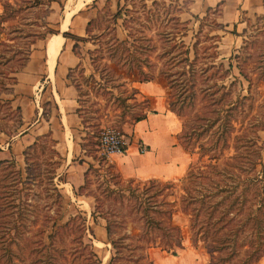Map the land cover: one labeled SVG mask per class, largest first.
<instances>
[{"label":"trees","instance_id":"trees-1","mask_svg":"<svg viewBox=\"0 0 264 264\" xmlns=\"http://www.w3.org/2000/svg\"><path fill=\"white\" fill-rule=\"evenodd\" d=\"M9 4L5 1L0 22L9 16L6 11ZM124 11H129L128 6L118 4L117 9L111 12L114 23ZM148 11L147 18L158 16V12ZM194 17L199 20L198 29L195 40L189 46L183 39L189 29L188 21L178 15L168 16L180 25L177 28L181 36L177 37L178 32L173 29L164 32L168 43L156 56L166 59L162 61L164 66L157 69L149 55L156 44L144 33L128 29L126 37L120 38L112 26V32H105V45H101L103 37L96 36L99 46L89 50L92 62L98 55L115 65L112 67L103 62L100 69L96 66L100 77H106L107 81L117 74V69H122L129 78L130 91L119 98L121 102L128 97L136 102L137 94L142 95L135 81L163 77L170 88L169 107L181 118V129L177 133L179 144L189 153L199 147L196 149L198 161L192 159L181 176L165 179L122 177L107 155L93 153L96 150L94 146L98 145V136L94 139L97 134L85 130L87 123L91 122V115L83 114L81 107L76 108L85 130V136L81 138L90 141L88 155L95 162L88 163L83 182L75 193L82 194L86 190L92 195V218L96 221L100 216L105 221L106 239L110 243L107 264H153L149 253L151 247H160L173 254L183 249L181 226L174 220L177 211L187 216L192 244L202 246L208 253L209 259L205 264H256L264 256V161L261 145L256 139L257 130L263 129V126L256 124L253 129H244L231 160L222 164L218 162L222 151L229 145L228 137L234 129V121L239 115L240 120L246 117L247 111L243 106L255 80L248 72L246 55L241 52L232 55L236 59L235 64L230 57L228 67L215 61L218 57V34L206 33V38L214 40L203 44L201 47L204 50L199 51L202 24L197 14ZM96 20L97 17L87 20L86 33L91 31V25ZM122 24L127 28L125 17H122ZM252 26L257 32H264L263 15L258 16ZM49 31L57 34L55 32L59 30ZM63 35L74 40L72 49L76 54L78 42L88 39L67 30L63 31ZM247 42L244 38L242 48H246ZM30 47L24 51L21 45L0 38V63L22 58L18 67L4 74L10 84L16 82V76L10 75L11 72L20 70L26 64ZM5 51H10V54L5 55ZM232 66H236L238 75L247 80L249 94L239 91L233 97L231 86L239 80V76L234 75L229 83L225 82ZM261 66L263 68L264 64ZM73 69L71 67L68 71L69 78ZM105 69L109 75H105ZM261 72L256 74V80H264V73ZM4 80L1 83L6 85ZM74 85L78 89L80 106L81 88L78 83ZM109 87L112 85L103 87L105 93L111 92ZM7 91L12 92V89L9 87ZM142 96V101L146 102L144 107L139 111L122 112L121 118L116 120L115 125L120 131L123 123L135 122L146 116L150 97ZM7 101L10 102L9 99ZM197 101L201 102L200 109L194 110ZM188 106L191 109L186 112ZM16 110H20L18 105ZM19 124H22L21 114ZM251 131L254 134L251 135ZM204 137L207 138L201 140ZM55 144L56 139L50 132L38 134L22 150L24 165H19L14 156L0 159V264L101 263L93 245L85 240L86 217L78 213L62 220L64 196L55 180H61L57 168L62 163V154ZM91 174L97 179L103 178L104 187L99 192L88 190ZM42 196H45L46 203L40 202L39 197ZM107 198L110 201L107 202Z\"/></svg>","mask_w":264,"mask_h":264},{"label":"rangeland","instance_id":"rangeland-1","mask_svg":"<svg viewBox=\"0 0 264 264\" xmlns=\"http://www.w3.org/2000/svg\"><path fill=\"white\" fill-rule=\"evenodd\" d=\"M5 1H9L10 3L6 8L9 16L6 20L0 22V38L6 39L10 43L21 45L24 51L26 47L28 48L31 46L30 43L32 39H46L51 34L49 31L50 29H57L61 34H63L64 30H67L71 33L88 37L86 41L81 40L78 42V46L76 47L78 54L76 55L79 57V63L76 67L74 66V69L71 71L70 79L73 84L78 83L80 85L82 92L80 96L81 105L79 106L78 104L77 107H81L83 114L88 113L91 115V122H89V125L87 123L85 130L90 131V133H96L97 135L94 139H96L100 130L105 126H112L119 129L115 123L117 122V119L121 118L120 115L122 112L127 113L128 111H139L146 105V102L142 101L143 96L140 94H137L136 102L130 97H128L125 102H121L119 98L127 95L128 91H130L129 78L124 75L122 69H117V74L111 76L107 81L106 77H100L99 71L95 69L96 66L100 69V67L103 66V62H108L112 67H115V65L106 57H97L98 55L94 56L95 62H92L89 50H93L99 46L98 38L96 36H102L103 39L101 38V45H105V32L106 34L112 32V26L116 29L117 35L120 38L126 37L128 29L136 33L146 34L151 37V41L156 44V48L152 51L150 50L149 55L150 59L155 61V69H157L159 66H164L162 61L164 58L166 59V57L157 58L156 56L157 52L163 48L162 46L168 43V37H166V33L164 32L168 29H173L178 32L177 37L181 36V31L178 30L180 25L175 24V19L168 18V16L170 14L174 16L178 15L180 19L188 21L189 29L187 35L184 36L183 39L189 46L195 40V34L199 23V20L194 17L196 14H192V12L188 10L189 4L193 0H86L85 2L83 0L82 2L84 3L76 11L71 8L74 7L77 0H1L2 6ZM118 4L128 6L129 11L122 12L121 17H119L117 22L114 23L110 14L117 9ZM2 8L4 10V7ZM149 9L158 12V16L151 15V18H147V12L150 14V11H148ZM221 9L219 3L212 7H208L204 12L200 11L201 13H197L202 24L201 31L199 32L201 39V42L198 44L199 51L202 52L204 50L201 47L203 44L209 42L212 43L211 41L214 40V38H206L204 36L206 33L209 35L214 33L218 34V57L215 61L222 62L225 67H228L230 57L232 58V63L235 64L236 59L232 57V55L241 52L246 55V65L247 68H249L248 72L255 81L253 80L254 83L251 86V93L249 97L245 99L243 106L247 111L246 117H244L243 120H240L239 115L237 120L234 121V129L228 137L229 145L222 151L218 162L222 164L225 161L231 160L236 152L237 145H239L241 141L240 137L244 129L246 130L248 127H252L253 129L256 127V124L263 126V129L257 130L256 133L258 136L256 139L258 141L257 143L261 145V154L264 161V80L255 79L256 74L260 70H262L261 73H264V66L261 68V65L264 64V32L262 30L257 32L252 26L257 22L258 16L263 15L264 21V5L261 11L256 12L257 14L252 13L253 10H250L249 13L246 14L244 13V10H240L239 16L243 18V20H246V25L238 32L231 25L225 27V23L218 19V14L221 12ZM67 12L70 19L66 29L62 30L60 24L64 20L63 17L65 15L67 16ZM92 17H97V20L91 25V31L86 33V22ZM122 17L126 18L125 25L127 28H124L122 24ZM233 31H236L237 34L240 35H236V32ZM244 38L248 40L246 48H242ZM68 41L72 44L74 40L69 37ZM38 45H41L40 40ZM10 51H5V55L10 54ZM101 51H104V49ZM175 51L177 50L175 49ZM21 56L22 55H20V57ZM21 59L22 58H14L6 63H0V129H3L0 131L9 135L18 132L22 129V126L19 124L20 110H16L17 104L15 102L12 103L10 97L11 94L7 91V88L9 87L12 89V84H10V80L4 78V74L10 72L14 67H18ZM103 72L105 75H109V73H106V69L103 70ZM13 74L14 72H11L10 75ZM234 75H238V69L236 66L230 68V71L225 77V82L229 83L234 79ZM238 76L241 83L238 80L231 86L233 97H235V93L239 91H242L244 94H249L247 92V80L240 75ZM2 80L7 82L6 85L1 83ZM153 80L161 82L165 86L166 99L167 101L170 100V88L167 86L165 79L156 76ZM106 84L112 85V87L108 88L111 91L110 93L104 92L105 88L103 87ZM47 93L42 97L46 107L47 103L50 102V100H47L46 98L48 96ZM7 99H9L10 102H8ZM200 104L201 102L197 101L193 109H200ZM189 109H191L190 106L186 107L185 111L188 112ZM193 109L191 111H193ZM171 114L174 117L175 122L178 121L181 124L180 116L174 111ZM126 119H128V116H126ZM54 121L57 123L56 120ZM133 123L134 122H125L122 125L123 129L121 132L126 136L127 146L129 143L128 129ZM96 124L97 127H95ZM83 130L84 127L79 128L78 131L73 130L75 140L81 145V147L83 146V152L88 156L86 158L88 160L87 162H95L94 158L91 155H88L91 147L90 141L86 138H81L85 136V130ZM4 133L0 132V142L6 137ZM250 133L251 135L254 134L252 131ZM207 137L201 138V140H205ZM252 146L255 147L254 144H252ZM94 147L96 150L93 151V153L96 155L102 154L98 145H95ZM139 147L144 148L140 149V151L146 150V147L142 144H139ZM24 148L25 146L15 156L19 165H24V156L22 154ZM198 148L199 147H196L193 153L186 152L185 169L177 176L184 174L188 163L192 159L193 161H198L199 153L196 150ZM4 153L6 154L8 151L5 150L4 152H0V159L3 157ZM205 157L206 156H204V158ZM75 159L78 160L79 158L75 157ZM79 161L81 162L82 160L79 159ZM79 161H72L71 164H77ZM41 167H43V164H41ZM76 172L78 173L77 168L70 167L67 170L64 164L57 168V173L60 175L61 180H58V178H55V180H57L64 196L62 220L67 219L73 214L81 213L84 215L87 224L85 240L93 245L96 253L101 259L100 264H107L110 256V243L107 242L106 239V231L104 228L105 221L100 216L96 218V221L92 218L91 211L94 204V198L92 195L87 194L86 190H83V193L79 195L74 193ZM91 179V184L88 190L99 192L103 189L104 183L102 177L97 179L91 174ZM39 198L40 202L46 203L45 196ZM106 201L108 202L110 199L107 198ZM174 220L181 226L184 248L179 250L176 254H173L171 251L161 249L160 247H151L149 253L153 260V264L207 263L209 255L206 250L202 246L195 247L190 240L187 216L182 212L177 211L174 214ZM256 264H264V256H262Z\"/></svg>","mask_w":264,"mask_h":264},{"label":"crops","instance_id":"crops-1","mask_svg":"<svg viewBox=\"0 0 264 264\" xmlns=\"http://www.w3.org/2000/svg\"><path fill=\"white\" fill-rule=\"evenodd\" d=\"M82 1L80 7L86 0ZM219 3L222 9L218 19L225 23V27L231 25L238 32L246 25V20L239 16L240 10H244L245 14L253 10L252 13L257 14L256 12L261 11L264 0H193L188 10L197 14ZM2 7L0 0V13L3 11ZM63 18L60 24L62 30L66 29L69 22L68 12ZM237 32L236 35H240ZM55 33L57 34L51 33L44 40H34L26 64L14 72L16 82L12 85L10 97L12 103L15 102L20 107L22 129L11 135L0 131L6 136L0 142V152L7 150L8 153H4L3 157H15L36 135L50 132L56 139L55 147L62 154L61 165L64 164L67 170L70 167L78 169L74 183L75 193L83 182L88 163V156L73 134V130L78 131L83 125L76 110L78 89L68 77L69 69L79 63V57L72 49L73 43L68 41L69 37L59 31ZM55 45L58 47L56 52ZM134 84L142 95L150 97L146 116L135 121L128 129L129 143L125 151L109 153L108 159L114 163L122 177H176L185 169L187 151L178 142L177 133L181 124L175 122L171 114L173 110L166 99V88L153 79L135 81ZM46 93L47 100H50L47 107L42 99ZM139 144L144 145L146 150L140 151ZM72 161L79 162L71 164Z\"/></svg>","mask_w":264,"mask_h":264},{"label":"built area","instance_id":"built-area-1","mask_svg":"<svg viewBox=\"0 0 264 264\" xmlns=\"http://www.w3.org/2000/svg\"><path fill=\"white\" fill-rule=\"evenodd\" d=\"M98 146L102 154L123 153L127 147V139L123 132L112 126H105L98 135ZM141 149H144L143 147ZM108 157V156H107Z\"/></svg>","mask_w":264,"mask_h":264},{"label":"bare ground","instance_id":"bare-ground-1","mask_svg":"<svg viewBox=\"0 0 264 264\" xmlns=\"http://www.w3.org/2000/svg\"><path fill=\"white\" fill-rule=\"evenodd\" d=\"M81 1L82 0H77L76 1V3H75V5H74V7L73 8H71L72 10L74 9L75 11L80 7V4H81ZM73 3V2H72ZM68 21V20H67ZM59 39H61V38H59ZM58 39V40H59ZM57 49H58V47H57V45H55V47H54V52H56L57 51ZM53 59V58H52Z\"/></svg>","mask_w":264,"mask_h":264}]
</instances>
